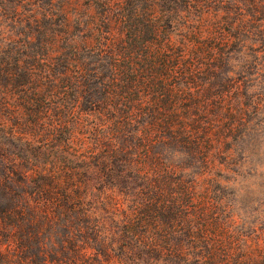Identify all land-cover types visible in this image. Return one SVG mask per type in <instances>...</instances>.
Returning <instances> with one entry per match:
<instances>
[{"label": "trees", "instance_id": "16d2710c", "mask_svg": "<svg viewBox=\"0 0 264 264\" xmlns=\"http://www.w3.org/2000/svg\"><path fill=\"white\" fill-rule=\"evenodd\" d=\"M48 3L61 21L28 81L50 101L0 100V264H237L203 205L189 214L205 227H160L195 192L181 176L171 198L163 185L206 166L212 137L234 148L248 81L214 75L264 61L253 43L238 55L245 38L264 48V0H104L103 23L85 26Z\"/></svg>", "mask_w": 264, "mask_h": 264}, {"label": "rangeland", "instance_id": "374dc122", "mask_svg": "<svg viewBox=\"0 0 264 264\" xmlns=\"http://www.w3.org/2000/svg\"><path fill=\"white\" fill-rule=\"evenodd\" d=\"M49 1L0 0V100L5 105L37 106V103L46 105L50 101L52 93L46 84L40 82L36 89L35 84L28 81L29 74L44 73L49 61V27L51 22L54 23L51 27H55L61 21L59 11L52 14L48 10ZM53 1L64 2L63 9L66 7L70 19L77 17L81 26L103 23L99 11L103 9L104 0ZM238 2L247 8L252 0ZM76 11L77 16H74ZM242 43L245 46L238 51L241 60L248 52L247 44L258 46L252 52L264 51L250 38L243 39ZM237 61L240 60H235V63ZM214 76V79L248 81L244 87L241 84V89L246 92L242 101L248 107L247 120L242 121L235 132L238 137L232 141L234 148L224 138L221 141L212 137L214 143L219 142V150H212L206 166L195 163L185 168L186 172L178 171V168L170 179L165 180L163 188L168 198L172 197L171 192L175 193L173 184L180 176L194 185L195 192L193 197L185 196L183 204L174 202L179 210L165 211L160 227L173 230L180 237L186 230L196 231L200 226L205 227L195 224L196 219L191 220L189 214L190 207L203 205L204 216H215V224L210 223L208 229H216L223 234L224 250L229 259L234 257L237 264H264V61L247 71L234 69ZM249 98L253 99L252 104H248ZM5 117L8 123L15 119L11 114H5ZM24 118L28 120L30 116ZM229 122V119L221 120L224 126ZM202 171L206 172L199 175V181H192L194 174ZM205 176L211 180L205 181ZM183 239V246L188 247V238L183 236Z\"/></svg>", "mask_w": 264, "mask_h": 264}]
</instances>
